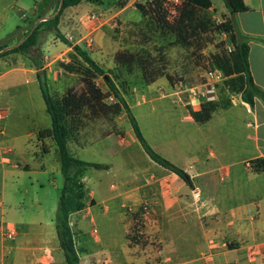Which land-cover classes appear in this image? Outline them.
Segmentation results:
<instances>
[{
  "label": "crops",
  "instance_id": "crops-1",
  "mask_svg": "<svg viewBox=\"0 0 264 264\" xmlns=\"http://www.w3.org/2000/svg\"><path fill=\"white\" fill-rule=\"evenodd\" d=\"M20 1L30 6L31 16L23 14L22 22L13 30L11 26H4L6 30L0 34V40L17 27L25 28L26 23L34 18L35 3L41 0L17 2ZM147 1H85L71 7L78 23L75 38L80 41L70 42L71 46L64 45L54 37L50 40L51 33L42 44L43 70L51 94L61 96L72 90L69 81L72 73L62 64L58 65V61L69 63L72 58H68L67 53L73 55L75 46L89 53L104 69L114 68V57L123 48L113 38L112 31L118 27V20H123L128 29L140 22L143 17L137 5H144ZM243 1L247 11L232 14L225 0H211L209 13H213L217 20L222 16L223 22L228 19L235 22L238 33L249 46L252 79L264 92V0ZM107 4L117 9L115 14H108L114 8L101 10ZM92 13L99 15L101 21H91L89 15ZM2 22L4 24L6 19ZM61 24L62 20L60 32L66 35L68 32L63 31ZM90 31H94L95 37L91 48L83 40ZM25 33L22 32V36ZM0 63L3 64L1 69H5L0 71V108L9 110L7 139L2 143L12 148V153L5 159L1 155L3 171L0 181L6 185L19 174L20 166L12 157L21 154L17 148L23 143H30L34 138L37 149L45 147L48 152L40 155L42 159L52 152L57 155V151L51 140H38L37 133L43 129L28 133L32 140L23 139L22 129L18 128L22 120L17 121L13 131L9 132V123L16 109L26 106L24 96L34 90L40 94L41 91L37 70L28 57L11 54L0 59ZM167 75L148 89L173 88L172 75ZM16 98H19L20 105L14 102ZM229 100L226 107L222 106L218 96L215 100L205 101L202 105L211 103L213 108L211 118L203 124L196 123L190 114V111H201L202 105L194 108L182 105L178 115H183V125L157 127L160 136L152 138L153 142L140 127L156 152L189 174L192 188L149 158L132 127L124 134L113 132L99 139L91 138L93 131L83 125L76 129L72 141L77 153L98 144L104 160L84 161L107 166L94 169L91 177L93 193H85L84 209L70 216L80 264H100L105 257L109 258L110 264H264V164L260 170H256L255 165L253 169L246 167L248 162L264 163V100L256 97L253 105L245 103L241 95L234 101ZM166 105L162 103L161 106ZM129 106L132 112L139 108L140 116L145 117L140 105ZM29 108L32 115V103ZM56 164L60 172L58 155ZM29 167V161L24 162L23 168L27 170ZM57 188L54 182V189ZM196 191L200 193L199 198L195 197ZM145 199L151 202L152 212L148 217L140 207ZM36 208L38 211L30 221L22 217L20 222H6L15 227L17 237L8 240L0 235V264H65L56 234V218L45 223L42 205L39 203ZM97 208L99 214L109 218L107 229L110 232L102 237H94L93 232L87 235L84 230V223ZM91 222L94 223L95 218L91 217ZM154 246H159L161 251L157 252Z\"/></svg>",
  "mask_w": 264,
  "mask_h": 264
},
{
  "label": "trees",
  "instance_id": "trees-1",
  "mask_svg": "<svg viewBox=\"0 0 264 264\" xmlns=\"http://www.w3.org/2000/svg\"><path fill=\"white\" fill-rule=\"evenodd\" d=\"M61 1L41 0L36 2L34 18L27 22L29 23L28 28L17 27L6 36L7 44L0 47V59L11 54H21L28 57L37 70L36 78L46 111L51 120V127L40 130L37 133V138L41 142L51 140L55 145L60 162V172L64 181L56 213V234L64 263L80 264L79 252L74 243V233L70 228V216L82 211L85 207V189L82 178L92 168H107L102 164L79 159L69 150L68 142L75 136L76 129L83 124L84 112H88L86 117L89 120L107 118L110 112L114 117L124 112L135 137L149 158L177 175L188 187L192 188L193 183L188 173L167 160L149 145L114 79L85 50L78 46L73 47L72 60L61 65L66 71L80 75L83 90L79 93L68 90L61 96L51 94L46 73L43 70V34L52 32L66 45L71 46L70 42L60 32L59 24L62 14L67 8L76 7L83 2V0H63L62 7L59 9ZM86 1L95 3L100 0ZM211 7V0H183L178 17L172 23H168L165 20L166 13L163 8V0H148L144 5H137L143 18H149V21L154 22L155 25L158 24V29L167 30L168 33L176 36L178 44L182 47H191L194 41H199L203 35L211 32L226 33L228 40L234 45V50L229 54L214 55L210 59L212 65L222 70L226 77L223 82V91L227 97L223 95L219 97L222 106L226 107L230 104L229 93L241 94L243 101L250 105L254 104L256 97L264 100V92L255 85L251 76L248 60L249 46L241 38L232 19L224 21L219 26L214 25L208 15ZM55 8L57 9L55 10ZM228 9L232 14L247 11L243 0H230ZM34 26L35 29L31 33ZM24 31L26 33L22 36ZM14 41L16 43L11 46ZM114 62L115 67L112 70L117 71L120 67L135 63L141 72V79L145 87L154 84L159 78L168 76L163 64L164 59H159L157 65L149 55L143 56L126 50L119 51L114 57ZM99 77L103 78L108 88L107 96L112 95L116 99V102L110 106L104 103L106 93L96 84ZM212 108L211 103L204 104L201 111H190V114L196 123L203 124L211 118ZM42 151L44 154L48 152L45 147H42ZM262 164L264 163L255 162L256 170H260Z\"/></svg>",
  "mask_w": 264,
  "mask_h": 264
},
{
  "label": "rangeland",
  "instance_id": "rangeland-1",
  "mask_svg": "<svg viewBox=\"0 0 264 264\" xmlns=\"http://www.w3.org/2000/svg\"><path fill=\"white\" fill-rule=\"evenodd\" d=\"M18 0H0V34H3L6 30L4 26H11V30L21 21L22 15L31 16L30 6L23 4ZM86 0H83L85 2ZM107 1V0H104ZM87 2V1H86ZM110 15L115 14L116 8L112 5L107 4L102 6L101 10L111 9ZM57 8H55L56 10ZM215 26H219L223 23L224 17L213 18V13H209ZM166 17V14H165ZM2 19H6V22H2ZM120 19V18H119ZM149 18H143L140 22L135 23L131 29H128L123 20H118V27L112 31L113 38L120 44V51H129L132 53H137L143 56H151L156 64L159 59H164L163 64L166 68V74L172 75L173 84L178 81H183L189 86H196L203 82V76L206 68L212 65L211 58L217 54H229L228 45L230 41L228 37L224 36V33L211 32L205 34L200 38L199 41H194L192 46L182 47L178 44L176 36L167 32V30H160L157 25L148 20ZM62 24L61 27L66 33L76 37L78 31V23L76 22V14L67 8L61 17ZM168 23H172L165 18ZM29 23H26L25 28L27 29ZM52 32H45L43 34V41L48 38ZM49 38L50 40L54 37L55 40H60L54 33H52ZM65 38L66 35L62 34ZM6 39L0 40V47L6 43ZM16 42V41H14ZM13 42V43H14ZM65 45V44H64ZM119 52V51H118ZM59 53V52H58ZM68 58H72V55L67 53ZM64 64L61 60L58 61V65ZM3 64L0 63V71ZM158 65V64H157ZM113 68H105V71L111 76L115 83L118 85L122 95L127 101L128 105H138L141 106L145 117L140 116V109H133V114L137 118L139 126L142 131L149 138H158L157 127H171L172 125H183L181 124V116L178 115L179 111L183 106L179 104L173 96L167 98H161V95L156 91L158 88L145 87L142 79L141 72L135 63H131L120 67L117 70H112ZM72 76H69V81L72 84V92L79 93L83 90V83L79 74L71 72ZM96 84L101 88L104 93H106V98L104 103L107 106L112 105L116 102V99L108 94V88L102 77L96 80ZM35 89V85L32 86ZM162 87V86H159ZM163 88V87H162ZM170 88V87H169ZM167 88V90H169ZM33 89V90H34ZM226 96L223 91V83L218 86L217 96ZM230 93L228 94V96ZM186 95H184V98ZM26 101V106H18L15 112V116L10 120L8 130L13 131L14 124L17 121H21L22 124L19 125L20 132L23 135V139L32 140L28 137V133L35 132L38 129H47L51 127L50 116L46 111L45 103L39 91H31L30 94L24 96ZM230 98V96H229ZM31 100V101H30ZM16 104L20 105L21 102L19 98L14 101ZM30 103H32V115L30 110ZM162 103H167L166 106H161ZM187 108V106H184ZM185 111V108H183ZM177 113V114H175ZM88 112L83 114V126L87 127L88 130H92L91 138L99 139L103 138L109 133H125L131 129V124L123 112L119 116L114 117L112 113L108 115L107 118H100L96 120H89L86 115ZM153 137H151V133ZM7 138L4 139V141ZM153 142V140H152ZM5 143V142H4ZM70 139L69 149L78 158L82 160H89L93 162H102L104 160L101 146H89L83 151L77 153V147L75 143ZM8 144V143H6ZM49 145V144H48ZM47 145V147H48ZM50 146V145H49ZM3 143L0 141V173L3 171V166L1 163ZM17 154L13 156V162L18 164L20 168L17 170L19 173L13 178L8 180L6 185H2L0 181V196L3 198V210L0 208V215L3 217L5 222H20L22 217H25L28 221L33 219L37 213L36 205L39 203L42 205L43 219L44 222L54 221L56 218L57 209L59 206V197L63 188V177L61 173L56 169L57 155L52 152L47 155L46 158L42 159L40 155L44 154L42 147L38 149L35 146L34 138L30 143H26L17 148ZM29 161L30 167L25 170L23 168L24 162ZM94 169H90L85 176L82 178V183L84 184L85 193H93L91 186V177L94 174ZM89 178V179H88ZM90 180V182H88ZM54 182L57 183V189H54ZM99 208L94 209L93 218L95 222H91V217L87 222L84 223L85 233L89 235L93 232L94 237L103 236L110 232L107 229L108 216L104 214H99ZM139 215H137V220ZM70 228L74 233V227L70 222ZM106 228V229H105ZM17 233V231H16ZM4 237V236H3ZM17 237V235H16ZM16 237L14 239H16ZM75 237V234H74ZM6 239V238H5ZM156 247L154 246V249Z\"/></svg>",
  "mask_w": 264,
  "mask_h": 264
},
{
  "label": "built area",
  "instance_id": "built-area-1",
  "mask_svg": "<svg viewBox=\"0 0 264 264\" xmlns=\"http://www.w3.org/2000/svg\"><path fill=\"white\" fill-rule=\"evenodd\" d=\"M183 0H163V8L166 13V18L168 21L173 22L179 15V12L182 8ZM91 21H101V17L95 13L89 15ZM224 36L227 37V34L224 33ZM66 39L71 43H77L80 39L73 37L72 35H67ZM86 41L88 47H93L95 37L94 31H90L87 36L83 39ZM228 49L230 52L234 50V45L229 43ZM226 77L222 70L218 69L215 66H208L204 72L203 82L196 86H189L183 81H178L174 84L173 88L158 87L156 91L161 95V97L173 96L175 100L184 106L194 108L196 106L202 105L205 101L217 99V90L218 86L225 81ZM184 95L186 97L184 98ZM241 95L238 93H230V99L234 101L236 96ZM9 117V110L6 108H0V141H3L6 137V121ZM12 153V148L9 146L2 147V158L5 159L7 155ZM248 169H253L254 164L251 162L246 163ZM195 197L199 198L200 193L195 192ZM3 198L0 196V208L3 210ZM141 210L145 216L151 215V202L148 199H145L141 203ZM1 215V214H0ZM2 216V215H1ZM0 216V235L4 236L8 240H13L17 233L16 229L12 225H8L3 217ZM156 251L160 252L161 248L156 246ZM254 255V254H253ZM100 264H110L108 257L103 258L100 261Z\"/></svg>",
  "mask_w": 264,
  "mask_h": 264
},
{
  "label": "water",
  "instance_id": "water-1",
  "mask_svg": "<svg viewBox=\"0 0 264 264\" xmlns=\"http://www.w3.org/2000/svg\"><path fill=\"white\" fill-rule=\"evenodd\" d=\"M225 2H226V4H227V6L229 7L230 6V0H225ZM62 4H63V0L61 1V4H60V7H59V9H61V7H62ZM57 14V13H56ZM55 14V15H56ZM34 29H35V26L33 27V29H32V31H31V33L34 31Z\"/></svg>",
  "mask_w": 264,
  "mask_h": 264
}]
</instances>
